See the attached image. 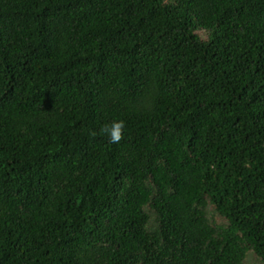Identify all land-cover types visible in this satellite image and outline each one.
Here are the masks:
<instances>
[{
    "label": "trees",
    "instance_id": "obj_1",
    "mask_svg": "<svg viewBox=\"0 0 264 264\" xmlns=\"http://www.w3.org/2000/svg\"><path fill=\"white\" fill-rule=\"evenodd\" d=\"M0 264H264V0H0Z\"/></svg>",
    "mask_w": 264,
    "mask_h": 264
},
{
    "label": "clouds",
    "instance_id": "obj_2",
    "mask_svg": "<svg viewBox=\"0 0 264 264\" xmlns=\"http://www.w3.org/2000/svg\"><path fill=\"white\" fill-rule=\"evenodd\" d=\"M123 120H113L110 124L104 126L102 131L106 133L111 143H118L122 138Z\"/></svg>",
    "mask_w": 264,
    "mask_h": 264
}]
</instances>
